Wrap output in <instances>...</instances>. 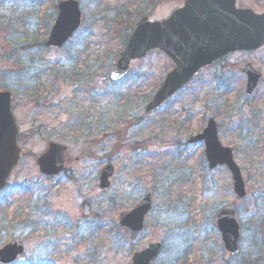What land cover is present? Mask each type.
<instances>
[{
    "label": "rangeland",
    "instance_id": "rangeland-1",
    "mask_svg": "<svg viewBox=\"0 0 264 264\" xmlns=\"http://www.w3.org/2000/svg\"><path fill=\"white\" fill-rule=\"evenodd\" d=\"M59 1L0 0V91L11 94L22 152L0 192V248L24 247L13 264H130L133 251L161 241L154 264H250L251 238L264 237L253 224L264 219V47L201 69L146 116L172 62L152 50L120 81L109 77L136 21L167 18L184 0H76L80 28L63 47H47ZM237 6L264 12V0ZM248 62L261 78L247 96L241 69ZM209 119L240 170L242 198L225 167L208 169L204 143L188 144ZM50 141L68 150L65 171L48 178L35 158ZM107 163L114 174L100 189ZM147 193L151 209L132 237L118 214ZM225 208L240 225L234 256L216 229Z\"/></svg>",
    "mask_w": 264,
    "mask_h": 264
},
{
    "label": "water",
    "instance_id": "water-1",
    "mask_svg": "<svg viewBox=\"0 0 264 264\" xmlns=\"http://www.w3.org/2000/svg\"><path fill=\"white\" fill-rule=\"evenodd\" d=\"M237 0H185L182 7L174 9L166 19L150 21L142 17L129 33L120 52L111 79L118 80L126 75L130 62L145 56L152 49H159L172 61L173 69L148 101L144 114L148 115L184 84L202 67L235 51H252L264 45V13L251 9L236 8ZM81 12L78 2L64 0L58 4V13L45 42L47 47H61L80 24ZM242 72L246 75V94H250L260 78L250 63ZM11 94L0 91V190L12 169L19 162L21 150L17 145V126L11 111ZM203 141L208 166L213 169L224 165L232 178L234 194L245 196L244 183L238 166L229 148L221 146L216 124L209 119L206 127L189 143ZM64 144L49 142L45 151L35 162L40 173L46 176L58 174L65 164ZM114 167L108 163L99 172L98 187L107 189ZM151 207V194L147 193L129 210L118 215V224L131 231L143 228L146 214ZM216 229L221 234L225 251L233 255L238 251L239 224L232 209H223L217 215ZM161 250V243H149L142 250L134 251L131 264H153ZM24 251L16 242L0 248V264H8Z\"/></svg>",
    "mask_w": 264,
    "mask_h": 264
},
{
    "label": "trees",
    "instance_id": "trees-1",
    "mask_svg": "<svg viewBox=\"0 0 264 264\" xmlns=\"http://www.w3.org/2000/svg\"><path fill=\"white\" fill-rule=\"evenodd\" d=\"M252 217L253 216H251L250 218H252ZM253 224H254V227L255 228L257 226V227L260 228L259 231H262L263 230L262 228H264V219H262V218L255 219V222ZM130 234L133 237V236H135L134 234H136V233H130ZM251 239H252L251 240V243H249V246H248L249 253H252L250 255L251 256V260L250 261H247L246 263L250 262V264H253L252 261H255V263L259 264V262L261 260L259 256H260V254H263L264 253V251H263V249H264V237L258 238L256 236V237H252ZM33 264H36V263L33 262Z\"/></svg>",
    "mask_w": 264,
    "mask_h": 264
}]
</instances>
